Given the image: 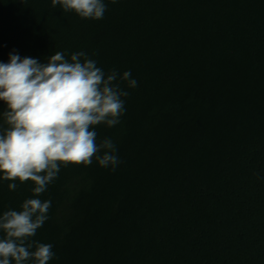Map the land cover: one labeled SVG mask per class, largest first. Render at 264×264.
<instances>
[{"label": "trees", "instance_id": "trees-1", "mask_svg": "<svg viewBox=\"0 0 264 264\" xmlns=\"http://www.w3.org/2000/svg\"><path fill=\"white\" fill-rule=\"evenodd\" d=\"M104 3L97 20L0 0V62L82 51L137 81L118 77L120 123L95 128L121 163L62 165L32 239L53 245L48 264H264V0ZM9 183L0 214L34 197Z\"/></svg>", "mask_w": 264, "mask_h": 264}, {"label": "clouds", "instance_id": "clouds-1", "mask_svg": "<svg viewBox=\"0 0 264 264\" xmlns=\"http://www.w3.org/2000/svg\"><path fill=\"white\" fill-rule=\"evenodd\" d=\"M115 2V0H113ZM55 8L74 11L81 18L102 19L104 0H51ZM83 58V59H82ZM127 81L137 87L131 72L108 73L84 52L70 60L57 51L46 62L9 53L0 62V180H8L10 190L17 183L32 181L33 198H26L20 210L0 214V264H48L53 245L32 239L49 219L50 200L39 198L69 164L115 167L121 163L111 138L97 139L96 126L120 123L125 111L122 97L129 93L116 83Z\"/></svg>", "mask_w": 264, "mask_h": 264}]
</instances>
